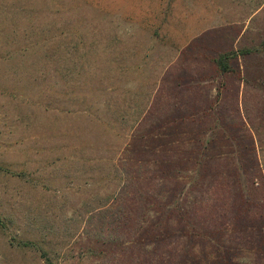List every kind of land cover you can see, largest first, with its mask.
I'll list each match as a JSON object with an SVG mask.
<instances>
[{
  "label": "rangeland",
  "instance_id": "374dc122",
  "mask_svg": "<svg viewBox=\"0 0 264 264\" xmlns=\"http://www.w3.org/2000/svg\"><path fill=\"white\" fill-rule=\"evenodd\" d=\"M263 39L264 0H0V264H45L26 243L45 244L58 264H109L117 253L88 239L86 204L104 188L86 165L104 144L128 159L126 139L83 106L40 103L47 92L100 97L76 67L95 61L111 77L129 48L131 73L106 80V91L150 96L131 155L149 162L150 179L162 170L157 197L172 215L160 257L146 234L150 210L123 252L132 261L115 264H264V51L226 76L213 64Z\"/></svg>",
  "mask_w": 264,
  "mask_h": 264
},
{
  "label": "trees",
  "instance_id": "16d2710c",
  "mask_svg": "<svg viewBox=\"0 0 264 264\" xmlns=\"http://www.w3.org/2000/svg\"><path fill=\"white\" fill-rule=\"evenodd\" d=\"M113 41L114 38L107 46H110ZM260 51H264V39L257 48L240 47L236 50L231 49L227 52L220 53L213 59V64L216 68V72L220 76H226L232 73L231 63L233 61ZM133 54L135 53L131 48L121 53V57L118 59L121 61V66H119L117 72L112 74L111 77L108 75L106 77H100L101 71L99 72L100 68L96 66L95 61H93L91 65L86 62L76 67L77 77L78 75L88 74L87 78L92 83L91 85L94 87L96 86V94L101 92V95L98 96L104 97L103 99L100 97L96 98L97 95L94 94H92V97H87V95L83 93H75V95H72V92H66L52 97L53 95L47 92L48 94L44 93L46 94L45 98H43L40 103L41 106L45 107L46 111L57 110L67 112L71 111L69 109L71 106H83V110H85L87 116L100 123L106 132L112 133V135L118 139H126L123 152L129 155L128 159H116L114 155L118 153V151L114 150L116 148L104 144V147H101L100 151L102 155L95 158L94 161L90 159V161H88L89 164L86 165L89 172L98 169L100 177L97 183H100L101 187L104 188L102 196L96 195L90 198L86 204V223L87 226L91 228L87 236L88 239L94 241H90L93 244H99L103 247L108 245V247H115L118 250L117 253L112 254V257L106 256L103 258L107 259V261L110 262L109 264L119 263L118 258L120 259V257L126 260V262L130 261L128 259L132 261L133 257L131 253L128 255L127 253L123 254V252L131 248L129 244L135 245L143 229L142 222L144 218H146V213L150 210L154 212L155 218L150 222L151 225L146 234L153 243V253L158 256L162 254V249L160 247L162 244L166 243L164 237L168 234L163 224L165 225L166 222H169L170 216L172 215V210H169L157 197L163 175L162 170L159 171L160 176L157 177V179H150L148 177V173L151 172L149 169V162L145 159L134 160V156L131 155L137 154L134 153L135 141L141 127L145 125V115L147 111L154 109L149 107L150 96H146L145 101H139L140 97L130 96L129 89L123 90V92H121L122 89H116L115 91H118L117 93L121 92L118 95L111 94L112 91L108 94L106 91L108 88L107 82H109L112 77L120 81L118 78L119 75L127 76L131 73L133 67L128 60ZM145 54L141 57V61L143 62L148 59V56ZM170 61L171 60L168 62ZM110 66H112V64ZM111 71L107 70V72ZM67 82L68 81H65L66 84ZM74 83L75 85L72 89L79 91V89H81V80L79 81V85H76L78 80H75ZM109 84V86H111L113 83L110 82ZM118 85L119 83L117 87ZM117 87L115 86L114 88ZM110 88L111 87H109V89ZM69 89L71 88L69 87ZM153 91L150 94H152ZM99 102H101L103 106L101 115H99L98 112H96V115H92V111H98L96 106H98ZM143 151L145 152V150ZM108 154L111 157H107ZM58 161H60V159H58ZM157 162L158 161L155 162L156 165L161 167L162 164ZM16 176L21 177L24 175L18 173ZM93 178L94 177L90 175L89 179L92 180ZM3 219L4 217L0 215V225H2ZM143 233L145 232L143 231ZM28 245L33 246L36 251L42 253L41 255L45 264L59 263L57 259L55 261L49 257V254L44 248L45 244H25V246Z\"/></svg>",
  "mask_w": 264,
  "mask_h": 264
}]
</instances>
